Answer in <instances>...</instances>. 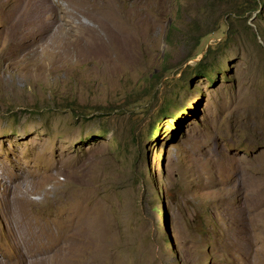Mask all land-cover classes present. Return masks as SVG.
I'll list each match as a JSON object with an SVG mask.
<instances>
[{
	"label": "rangeland",
	"instance_id": "rangeland-1",
	"mask_svg": "<svg viewBox=\"0 0 264 264\" xmlns=\"http://www.w3.org/2000/svg\"><path fill=\"white\" fill-rule=\"evenodd\" d=\"M32 1L0 0V263L264 264V0Z\"/></svg>",
	"mask_w": 264,
	"mask_h": 264
},
{
	"label": "bare ground",
	"instance_id": "bare-ground-1",
	"mask_svg": "<svg viewBox=\"0 0 264 264\" xmlns=\"http://www.w3.org/2000/svg\"><path fill=\"white\" fill-rule=\"evenodd\" d=\"M28 1H29V0H28ZM30 1L33 2L32 0H30ZM84 1L86 2V0H84ZM100 1H101V0H100ZM106 1H107V0H106ZM110 1H111V0H110ZM110 1H109V2H110ZM114 1H115V0H113V2H114ZM118 1H119V0H118ZM127 1H128V0H127ZM134 1H135V0H134ZM139 1H140V0H139ZM39 2H41V0H40ZM42 2H43V5H44V6H48V4L50 3L49 0H42ZM115 2H116V1H115ZM115 2H114V3H115ZM120 2H122V1H120ZM124 2H125V1H124ZM12 3H14V2H12ZM15 3H16V2H15ZM90 3H91V2H90ZM93 3H95L94 0H93ZM93 3H92V4H93ZM111 3H112V2H111ZM114 3H113V4H114ZM127 3H128V2H127ZM131 3H132V1H131ZM138 3H139V2H138ZM138 3H137V4H138ZM10 4H11V3H10ZM29 4H30V3H29ZM36 4H37V3H36ZM85 4H86V3H85ZM98 4H99V3H98ZM108 4H109V3H108ZM108 4H107V5H108ZM120 4H121V3H120ZM14 5H15V4H14ZM30 5H32V4H30ZM34 5H35V3H34ZM34 5H32V6H34ZM116 5H117V4H115V6H116ZM129 5H130V6H129V8H130V7H131V4H129ZM133 5H135V4H133ZM25 6H26V5H25ZM32 6H31V7H32ZM35 6H36V5H35ZM112 6H113V5H112ZM120 6H121V5H120ZM120 6H119V7H120ZM124 6H125V5H124ZM11 7H12V5H11ZM15 7H16V6H15ZM27 7H28V6H27ZM29 7H30V6H29ZM48 7H49V6H48ZM100 7H102V6H100ZM103 7H104V6H103ZM107 7L109 8V6H107ZM116 7H118V6H116ZM116 7H115V8H116ZM132 7H133V6H132ZM5 8H6V7H5ZM7 8H8V6H7ZM9 8H10V7H9ZM24 8H25V7H24ZM33 8H34V7H33ZM42 8H43V7H42ZM112 8H113V7H112ZM115 8H114V9H115ZM120 8H121V7H120ZM20 9H21V8H20ZM20 9H19V10H20ZM27 9H28V8H27ZM30 9H31V8H30ZM30 9H29V10H30ZM34 9H36V8H34ZM38 9H39V8H38ZM92 9H93V8H92ZM94 9H95V8H94ZM127 9H128V8H127ZM29 10H28L27 12H29ZM20 11H21V10H20ZM43 11H44V10H43ZM115 11H116V9H115ZM121 11L123 12L124 10H121ZM41 12H42V11H41ZM51 12H52V11H51ZM51 12H50V13H51ZM102 12H103V10H102ZM104 12H105V11H104ZM107 12H108V11H107ZM110 12H112V11L110 10ZM110 12H109V15H110V17H111V16H112V15H111L112 13L110 14ZM117 12L120 13V12L118 11V9H117ZM127 12H128V11H127ZM21 13H23V12H21ZM124 13H125V12H124ZM114 14H115V13H113V15H114ZM121 14H122V13H121ZM121 14H120V15H121ZM109 15H108V16H109ZM118 15H119V14H118ZM127 15H128V13H127L125 16H127ZM45 16H46V15H45ZM49 16H50V15H49ZM106 16H107V15H106ZM115 16H116V15H115ZM102 17H103V16H102ZM113 17H114V16H113ZM113 17H112V19H113ZM119 17H120V16H119ZM119 17L116 18V19H120V18H121V17H120V18H119ZM122 17H123V16H122ZM127 18H128V17H127ZM97 20L100 21L99 19H97ZM110 20H111V19H110ZM120 20H122V18H121ZM120 20H119V21H120ZM129 20H130V18H129ZM112 21H113V20H112ZM112 21H111V22H112ZM114 21H115V19H114ZM126 21H127V20H126ZM115 22H116V21H115ZM120 22H121V21H120ZM109 23H110V22H109ZM117 23H119V22H117ZM117 23H116V24H117ZM122 23H123V20H122L121 24H122ZM131 23H132V21H131ZM133 24H134V22H133ZM124 25H125V24H124ZM153 25H154V24H153ZM126 26H127V25H126ZM96 27H97V24H96ZM120 27H121V26H120ZM123 27H125V26H123ZM153 27H154V26H153ZM118 28H119V27H118ZM121 28H122V27H121ZM123 29H124V28H123ZM125 29H126V28H125ZM127 30H129V28H128ZM130 30H133V29H130ZM96 31H97V30H96ZM74 45H75V44H74ZM6 192H7V190H6ZM7 194H9V193L7 192ZM9 198H10V197H9ZM4 199H6V198H4ZM6 201H8V198H7ZM9 201H10V200H9ZM10 202H11V201H10ZM11 203H12V202H11ZM11 203H10V204H11ZM22 204H25V205H23V206L26 207V208H28L26 205H29V206H30V202H29L28 200H26V199L23 200L22 203H20L21 206H22ZM1 205L4 207L3 204H1ZM13 205H14V204H13ZM17 205H18V204H17ZM14 206H15V205H14ZM0 207H1V206H0ZM3 207H2V208H3ZM15 207H17V206H15ZM24 207H23V208H24ZM12 208H13V207H12ZM19 208H20V207H19ZM19 208H18V209H19ZM21 208H22V207H21ZM21 208H20V209H21ZM15 209H16V208H15ZM3 210H4V209H3ZM11 210H13V209H11ZM26 210H27V209H26ZM26 210H25V214H24L25 216H22L23 214L21 215V216L24 217V218H21V216H19V217H20V220H19L18 223H17V224H19V225L22 227V229H23V230H22V229L20 228V230H19V231H23V236H22V237H24V241H25V242L23 243V242H22L23 238H22V240H21V246H22V243H23L24 246H25V245H26V246L29 245V247H30L29 250H30V249H34V250H35V248H37V249H39L38 251H41V253H42V252L46 251V247H42L43 245H45L43 242H46L47 240H51V239H48V237H46L47 240L44 241V238L42 239V238L39 237V232H40V231L37 233L36 231H38V230L35 229V226H38V224H36V220H34L32 217H31V218L29 217V215H28V213L26 212ZM7 211H8V210H7ZM14 211H15L14 213L16 214V210H14ZM18 211H19V210H18ZM21 211H22V210H21ZM27 211H28V210H27ZM0 212H2V211H0ZM7 213H8V212H7ZM7 213H6V215H7ZM14 213H13V214H14ZM19 213H20V212H19ZM26 213H27V216H28V217H26ZM1 214H2V213H1ZM3 214H4V211H3ZM17 214H18V213H17ZM8 215L10 216V214H8ZM11 215H12V214H11ZM2 217H4V216H2ZM2 217H0V218H2ZM12 218H13V217H12ZM12 218H9V219H8V218H4L5 221H6V222H5V223H6V226H5V228H4L5 231H4L3 233H4V235H6L5 237L8 238L9 240H10V239H11V240L14 239L13 237H15V234H16V233H14L16 230L14 231V229H13V227H12V221H14V219L12 220ZM15 219H16V218H15ZM18 219H19V218H18ZM0 220H1V219H0ZM2 222H3V221H2ZM8 222H9V225H10V226L8 225ZM16 222H17V221H16ZM0 224H2V223H0ZM3 225H4V224H3ZM15 225H16V223L14 224V226H15ZM19 225H18V226H19ZM1 226H2V225H1ZM18 226H17V227H18ZM2 227H3V226H2ZM36 228H37V227H36ZM56 228H57V227H56ZM56 228H54V229H56ZM4 229H3V230H4ZM15 229H16V228H15ZM18 229H19V228H18ZM43 229H44V228H43ZM43 229H42V230H43ZM47 229H48V228H47ZM40 230H41V227H40ZM45 230H46V228H45ZM48 230H49V229H48ZM46 231H47V230H46ZM55 231H56V230H55ZM57 231H58V230H57ZM41 232H42V231H41ZM47 232H48V231H47ZM51 232H52V231H51ZM21 233H22V232H21ZM42 233H43V232H42ZM48 234L50 235V233H48ZM56 234H57V233H56ZM18 235H19V234H18ZM21 235H22V234H21ZM45 235L47 236V234H44V236H45ZM49 235H48V236H49ZM50 236H51V235H50ZM54 236H55V235H54ZM56 236H58V235H56ZM17 237H18V236H17ZM58 237H59V236H58ZM25 239H26V240H25ZM56 240H57V239H56ZM56 240H55V243H56ZM17 241H18V240H17ZM17 241H16V242H17ZM53 241H54V240H53ZM47 242H48V241H47ZM49 242H50V241H49ZM51 242H52V240H51ZM18 245H19V244H18ZM46 245H47V244H46ZM16 246H17V245H16ZM21 246H20V247H21ZM17 247H19V246H17ZM22 247H23V246H22ZM62 248H63V247H62ZM19 249H20V248H19ZM21 249H22V248H21ZM21 249H20V250H21ZM24 249H25V247H24ZM24 249H23V251H25ZM27 249H28V248H27ZM37 249H36V250H37ZM48 249H49V248H48ZM56 249H57V248H56ZM17 250H18V249H17ZM49 250H50V249H49ZM49 250H48V252H49ZM59 250H60V249H59ZM38 251H37V253H38ZM57 251H58V249H57ZM57 251L55 252V250H54V252L51 254L52 258L55 259V257H56V258L58 257V256H57V255H58V254H57ZM20 252H21V251H20ZM20 252H19L18 255L21 254ZM25 252H26V251H25ZM31 252H33V251H31ZM34 252H35V251H34ZM16 253H17V252H16ZM22 253H23V252H22ZM37 253H36V254H37ZM44 253H45V252H44ZM61 253H62V252H61ZM28 254H30V252H29ZM33 254H34V253H33ZM38 254H40V253H38ZM46 255H47V253H46ZM46 255H45V256H46ZM62 255H63V254H62ZM16 256H17V255H16ZM41 256H42V255H41ZM43 256H44V254H43ZM43 256H42V258H43ZM45 256H44V257H45ZM47 256H48V255H47ZM47 256H46V257H47ZM49 256H50V255H49ZM26 257H27V256H26ZM61 257H62V256H61ZM61 257H60V258H61ZM14 258H15V257H14ZM42 258L40 257L39 259H42ZM47 258H48V257H47ZM60 258H59V259H60ZM23 259H24V260L26 259V258L23 256V254H21L20 256H17V260L19 261V263H21L20 261H22ZM35 259H37V258H35ZM35 259H34V260H35ZM39 259H38V260H39ZM54 259H53V261H54ZM28 260H29V259H28ZM28 260H27V261H28ZM42 260H44V259H42ZM45 260H46V259H45ZM45 260H44V262H43L44 264L46 263ZM36 261H37V260H36ZM39 261H41V260H39ZM47 261H48V259H47ZM50 261H51V260H50ZM2 262H3V261H2ZM16 262H17V261H16ZM28 262H30V260H29ZM28 262H27V263H28ZM32 262H33V260H32ZM25 263H26V262H25ZM33 263H34V262H33ZM33 263H31V264H33ZM40 263H41V262H40ZM0 264H1V263H0ZM6 264H15V262L12 260V262H9V263H6ZM22 264H24V263H22ZM28 264H29V263H28ZM48 264H49V263H48ZM51 264H52V261H51ZM54 264H63V263H62L61 260H60L58 263H57V261H56V263L54 262Z\"/></svg>",
	"mask_w": 264,
	"mask_h": 264
},
{
	"label": "trees",
	"instance_id": "trees-1",
	"mask_svg": "<svg viewBox=\"0 0 264 264\" xmlns=\"http://www.w3.org/2000/svg\"><path fill=\"white\" fill-rule=\"evenodd\" d=\"M241 6H250V3H249V1L248 0H243L241 3ZM249 10L252 12V11H254L255 9H252L251 10V8H249ZM208 52V51H207ZM195 58V56L193 57V58H190V59H194ZM189 60V59H188ZM186 69H187V71L188 70H195L196 72H197V74H199L200 76H202V77H206V78H210L209 76H208V74L207 73H205L204 71H205V66L204 65H202V64H195L194 66H192V67H189V66H186ZM71 110H74L73 108H71ZM84 115H86V114H84ZM152 208H154V206H151ZM118 222V221H117Z\"/></svg>",
	"mask_w": 264,
	"mask_h": 264
}]
</instances>
